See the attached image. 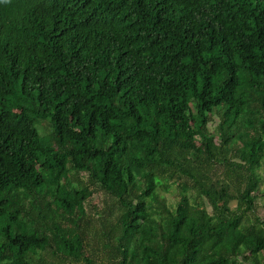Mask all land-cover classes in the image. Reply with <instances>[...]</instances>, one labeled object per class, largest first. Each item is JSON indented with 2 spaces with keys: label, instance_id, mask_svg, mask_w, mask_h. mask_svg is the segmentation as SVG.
<instances>
[{
  "label": "trees",
  "instance_id": "16d2710c",
  "mask_svg": "<svg viewBox=\"0 0 264 264\" xmlns=\"http://www.w3.org/2000/svg\"><path fill=\"white\" fill-rule=\"evenodd\" d=\"M260 170L264 0H0V264H264Z\"/></svg>",
  "mask_w": 264,
  "mask_h": 264
},
{
  "label": "rangeland",
  "instance_id": "374dc122",
  "mask_svg": "<svg viewBox=\"0 0 264 264\" xmlns=\"http://www.w3.org/2000/svg\"><path fill=\"white\" fill-rule=\"evenodd\" d=\"M260 173L263 176V183L261 185V191H262V189L264 188V170H260ZM160 193L168 199H172V198H174V196L177 195V192L174 189V187H172L171 191H168V192L160 190ZM93 199L95 202H98V203H101V201H102V197H101L100 193L94 194ZM257 209H258V211H257L258 215L264 219V199H262V198L258 199Z\"/></svg>",
  "mask_w": 264,
  "mask_h": 264
}]
</instances>
